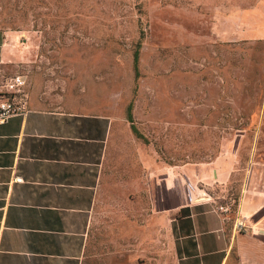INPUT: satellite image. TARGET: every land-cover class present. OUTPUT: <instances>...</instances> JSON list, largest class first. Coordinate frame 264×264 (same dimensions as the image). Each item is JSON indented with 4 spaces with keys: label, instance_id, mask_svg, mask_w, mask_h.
<instances>
[{
    "label": "rangeland",
    "instance_id": "rangeland-1",
    "mask_svg": "<svg viewBox=\"0 0 264 264\" xmlns=\"http://www.w3.org/2000/svg\"><path fill=\"white\" fill-rule=\"evenodd\" d=\"M257 8L264 28V0H0V42L19 50L0 77L113 119L87 264H180L172 226L191 197L236 234L261 220L241 207L264 208ZM225 264H242L234 247Z\"/></svg>",
    "mask_w": 264,
    "mask_h": 264
},
{
    "label": "crops",
    "instance_id": "crops-1",
    "mask_svg": "<svg viewBox=\"0 0 264 264\" xmlns=\"http://www.w3.org/2000/svg\"><path fill=\"white\" fill-rule=\"evenodd\" d=\"M251 16L258 22L247 38L264 39L261 9ZM9 54L19 58L18 49L0 42L1 65ZM26 90L27 112L0 124V264H87L113 119L74 101L48 108L35 85ZM194 199L177 206L183 216L172 226L180 264H225L233 247L242 264H264L263 207L245 197L242 211L261 220L248 219L251 233L236 234Z\"/></svg>",
    "mask_w": 264,
    "mask_h": 264
},
{
    "label": "built area",
    "instance_id": "built-area-1",
    "mask_svg": "<svg viewBox=\"0 0 264 264\" xmlns=\"http://www.w3.org/2000/svg\"><path fill=\"white\" fill-rule=\"evenodd\" d=\"M27 80L24 76L14 74L0 77V124L9 118L23 115L27 112ZM19 183L21 179H14ZM234 228L245 233L247 226L243 220H236Z\"/></svg>",
    "mask_w": 264,
    "mask_h": 264
},
{
    "label": "trees",
    "instance_id": "trees-1",
    "mask_svg": "<svg viewBox=\"0 0 264 264\" xmlns=\"http://www.w3.org/2000/svg\"><path fill=\"white\" fill-rule=\"evenodd\" d=\"M134 63L135 65L137 64V57H135L134 59ZM126 120L128 121V123L130 124V129L132 131V133L139 138L138 132L133 124V118H132V114H131V105L128 106L127 108V113H126Z\"/></svg>",
    "mask_w": 264,
    "mask_h": 264
}]
</instances>
